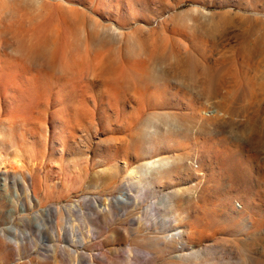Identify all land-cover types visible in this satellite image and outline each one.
<instances>
[{
    "label": "rangeland",
    "instance_id": "rangeland-1",
    "mask_svg": "<svg viewBox=\"0 0 264 264\" xmlns=\"http://www.w3.org/2000/svg\"><path fill=\"white\" fill-rule=\"evenodd\" d=\"M0 264H264V0L0 19Z\"/></svg>",
    "mask_w": 264,
    "mask_h": 264
},
{
    "label": "clouds",
    "instance_id": "clouds-1",
    "mask_svg": "<svg viewBox=\"0 0 264 264\" xmlns=\"http://www.w3.org/2000/svg\"><path fill=\"white\" fill-rule=\"evenodd\" d=\"M37 2L38 0H0V19L6 18L7 23H16Z\"/></svg>",
    "mask_w": 264,
    "mask_h": 264
},
{
    "label": "bare ground",
    "instance_id": "bare-ground-1",
    "mask_svg": "<svg viewBox=\"0 0 264 264\" xmlns=\"http://www.w3.org/2000/svg\"><path fill=\"white\" fill-rule=\"evenodd\" d=\"M158 164H162L161 160H156L154 162H152V165H158Z\"/></svg>",
    "mask_w": 264,
    "mask_h": 264
}]
</instances>
